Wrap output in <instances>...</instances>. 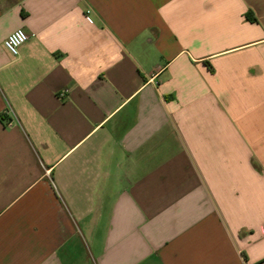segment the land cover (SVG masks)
Returning <instances> with one entry per match:
<instances>
[{
  "label": "crops",
  "instance_id": "crops-1",
  "mask_svg": "<svg viewBox=\"0 0 264 264\" xmlns=\"http://www.w3.org/2000/svg\"><path fill=\"white\" fill-rule=\"evenodd\" d=\"M263 228L264 0H0V264H264Z\"/></svg>",
  "mask_w": 264,
  "mask_h": 264
},
{
  "label": "built area",
  "instance_id": "built-area-1",
  "mask_svg": "<svg viewBox=\"0 0 264 264\" xmlns=\"http://www.w3.org/2000/svg\"><path fill=\"white\" fill-rule=\"evenodd\" d=\"M28 38L29 37L24 30L16 29L5 38L3 46L11 56H17L20 46L24 44ZM7 113L12 114L11 110H8Z\"/></svg>",
  "mask_w": 264,
  "mask_h": 264
}]
</instances>
